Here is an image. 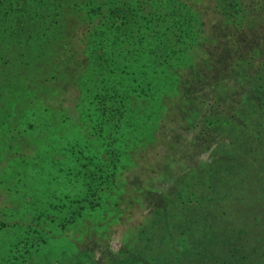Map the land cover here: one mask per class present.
Listing matches in <instances>:
<instances>
[{
    "label": "rangeland",
    "instance_id": "1",
    "mask_svg": "<svg viewBox=\"0 0 264 264\" xmlns=\"http://www.w3.org/2000/svg\"><path fill=\"white\" fill-rule=\"evenodd\" d=\"M201 10L204 22L217 17L211 5ZM216 25L208 22L201 27L202 36L211 27L215 35ZM78 29L68 22H47L13 29V36L0 39V211L5 212L12 238L10 248L4 243L0 248L11 250L8 264H78V259L81 264H233L231 260L260 264L264 114L252 116L251 102H264V90H254L259 72L264 76V50L250 71L222 75L213 79V85H201L183 98L179 90L168 91L169 80L163 74L147 71V80L154 81L165 99L158 102V109L148 102H133L136 118L145 126L138 145L126 154L118 186L104 195L99 208L66 222L70 211L56 212L55 206L65 202L66 195L77 200L76 194L85 190L83 167L90 153L86 145L72 148L64 141H89V147L98 150L93 145L96 133L86 127V108L95 103L76 90ZM195 50L192 46L184 51L183 67L194 63ZM211 106L217 108L214 119L234 108L238 121L243 117L242 127L219 124L200 137L197 122ZM154 111L146 125L145 117ZM192 193L201 203L199 217L190 211L192 207L182 211L177 203V196ZM38 212L40 225L34 222L32 241L26 245L25 222ZM209 226L213 228L209 242L202 240V252L188 256L197 245L190 239L200 237ZM183 229L189 239L179 237ZM3 235L0 242L8 240ZM231 250L234 259L229 257Z\"/></svg>",
    "mask_w": 264,
    "mask_h": 264
},
{
    "label": "trees",
    "instance_id": "2",
    "mask_svg": "<svg viewBox=\"0 0 264 264\" xmlns=\"http://www.w3.org/2000/svg\"><path fill=\"white\" fill-rule=\"evenodd\" d=\"M206 5L216 8L217 17L215 15L216 18L204 22L200 13ZM47 22L53 25L68 22L79 27L77 42L81 56L76 90L81 96L83 94L84 100L95 103L94 108H86L89 111L86 127L96 133L98 141L93 145L98 150H92L89 141L80 143L77 139H60L66 140L64 143L72 148L82 146L85 149L87 146L90 153L85 158L87 165L83 167V180L88 181L83 184L85 190L76 194L80 195L77 200L66 195V201L55 206L56 212L70 211L66 222L76 221L88 211L99 208L104 195L111 194L118 186L126 154L138 145L136 143L145 126L144 120L136 118L133 102H148L150 108L158 109V102L165 99L164 92H159L154 81L147 80V71L163 74L169 80L168 91L179 90L183 98L204 85H213V79L217 80L222 75L229 73L232 76L241 69L250 71L264 50V0H0V39L3 35L13 36V29ZM208 22L212 26L217 23L216 34L212 36L214 28L211 27L208 34L202 36L205 32L201 27ZM34 31L32 28L31 33ZM192 46L197 52L196 60L183 67L184 51ZM200 54L202 56L198 57ZM259 73L260 76L255 78L259 85L254 90H264V76L261 71ZM251 103V115L262 116L264 102ZM107 104L111 106L106 107ZM215 110L217 108L211 106L199 118L200 137L208 135L219 124L231 125L233 129L242 127L243 117L238 121L239 113L235 114L234 108L228 115L217 119H214ZM155 112L145 117L148 119L146 125ZM83 120L84 116L80 124ZM194 197V193L186 197L177 196V203L182 211L187 212V207H192L190 211L199 217L201 203ZM162 209L163 206L159 207L157 213L161 214ZM39 217L38 212L25 222L26 245L32 241L34 222L40 225ZM49 217L54 221L52 216ZM6 219L5 212L0 211V236L6 233L8 238L0 243L10 248L12 238L8 235L11 231ZM61 225L66 230V223L62 221ZM212 231L209 226L200 237L190 239L197 245L188 256L202 252L199 245L202 246L203 241L209 242ZM178 235L183 240L189 239L184 238L187 236L184 229ZM45 241L44 238L41 243ZM80 247L79 253L82 254L85 247ZM10 253L11 250L0 248V264L9 263ZM234 255L236 253L229 251L230 258L234 259ZM79 261L77 263L81 264ZM230 263L234 264L232 260ZM210 264H219V261ZM260 264H264V258Z\"/></svg>",
    "mask_w": 264,
    "mask_h": 264
}]
</instances>
